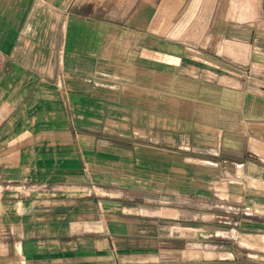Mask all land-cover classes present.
Wrapping results in <instances>:
<instances>
[{"label": "crops", "instance_id": "obj_1", "mask_svg": "<svg viewBox=\"0 0 264 264\" xmlns=\"http://www.w3.org/2000/svg\"><path fill=\"white\" fill-rule=\"evenodd\" d=\"M195 201L264 263V0H0V264L225 262Z\"/></svg>", "mask_w": 264, "mask_h": 264}, {"label": "rangeland", "instance_id": "obj_2", "mask_svg": "<svg viewBox=\"0 0 264 264\" xmlns=\"http://www.w3.org/2000/svg\"><path fill=\"white\" fill-rule=\"evenodd\" d=\"M181 204V205H180ZM179 206L183 208V212L177 215V221L170 223L163 221V230L160 232L161 238L166 240L162 242L166 244V247H162L164 250L162 253L169 252V239L176 238L177 252L179 255H188L193 260H222L225 262L221 263H210V264H264L260 262H248L243 261L242 263H231L228 260L234 259L235 255L230 252L229 248L218 246V242L230 240L228 232H223L217 229V227L211 226L208 228V216H202L200 213L201 203L194 202L195 213L186 214V203H180ZM170 228V229H169ZM210 230V231H209ZM188 237L189 245L186 243L185 238ZM188 245V246H187ZM198 264V263H195Z\"/></svg>", "mask_w": 264, "mask_h": 264}, {"label": "bare ground", "instance_id": "obj_3", "mask_svg": "<svg viewBox=\"0 0 264 264\" xmlns=\"http://www.w3.org/2000/svg\"><path fill=\"white\" fill-rule=\"evenodd\" d=\"M239 144V143H238Z\"/></svg>", "mask_w": 264, "mask_h": 264}]
</instances>
